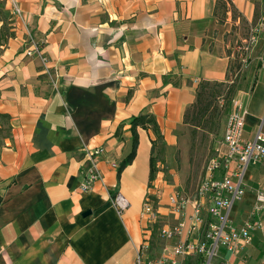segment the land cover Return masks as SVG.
<instances>
[{
    "label": "crops",
    "instance_id": "1",
    "mask_svg": "<svg viewBox=\"0 0 264 264\" xmlns=\"http://www.w3.org/2000/svg\"><path fill=\"white\" fill-rule=\"evenodd\" d=\"M0 1L15 32L0 46V114L8 116L0 119V264H135L150 237L153 249L158 224L179 223L162 170L173 174L177 153L188 150L184 115L200 82L229 77L230 23L214 16L218 0H17L21 18L10 0ZM232 1L252 21L251 0ZM32 44L56 77L27 56ZM261 50L252 86L237 93L245 138L264 132ZM142 113L156 117L164 151L153 150L151 130L139 129L136 158L119 175L113 164L130 153L131 121ZM98 147L102 180L83 191V149ZM243 188L232 209L235 225L255 219L263 226L238 255L221 248L219 260L264 264V212L253 214L256 194L264 192V161L248 168ZM116 192L130 202L122 214L112 203ZM152 194L162 218L156 224L142 215ZM196 237L187 223L179 238L163 240L161 253Z\"/></svg>",
    "mask_w": 264,
    "mask_h": 264
},
{
    "label": "built area",
    "instance_id": "2",
    "mask_svg": "<svg viewBox=\"0 0 264 264\" xmlns=\"http://www.w3.org/2000/svg\"><path fill=\"white\" fill-rule=\"evenodd\" d=\"M12 13L16 17H22V10L17 0H10ZM260 14L257 27L252 30L249 45L258 42L259 35L264 33V0H258ZM249 49V48H247ZM29 57H38L43 64L45 74L50 78L56 77L53 67H49V61L38 44H32L27 52ZM236 109L227 119L225 132L215 149V156L210 159L205 168V178L198 186L193 197H187L180 192H174L169 198L171 214L179 218L176 225L165 224L159 227L158 233L163 240L179 238L184 233V225L189 224V231L196 232L197 237L192 241H179L170 250L165 248L163 253L152 260L151 237L147 239L138 252L135 264H182L189 257H196L197 264H231L228 260L220 259V250L238 255L252 243L253 232L261 228V220H251L241 226L235 225L232 217V209L236 202L244 196L243 183L248 168L258 162L264 161V132L259 130L253 137L245 138V118L243 111ZM83 174L84 180L81 186L83 191L93 188L94 184L102 180L98 169L104 148H85ZM235 164L238 170L233 172L229 168ZM119 168L118 164H113ZM225 170L220 178H215L217 172ZM236 178V181L233 180ZM112 203L117 211L122 214L130 207V202L121 192H116L112 197ZM159 200L152 194L144 202L143 217L151 224L161 222ZM190 209L192 212L190 213ZM264 212V192L256 194L253 214Z\"/></svg>",
    "mask_w": 264,
    "mask_h": 264
},
{
    "label": "rangeland",
    "instance_id": "3",
    "mask_svg": "<svg viewBox=\"0 0 264 264\" xmlns=\"http://www.w3.org/2000/svg\"><path fill=\"white\" fill-rule=\"evenodd\" d=\"M251 2L254 4V16L252 21H248L246 17L235 9H233V15L229 20L225 18V16L221 17L219 15L222 24L230 23L231 25L230 35L232 36V49L230 53L233 54L234 57L230 63L229 78L235 81L237 87L241 90L250 89L256 71L261 68V63L263 62L261 49L264 47V33L259 35L258 42L255 45H249L252 30L257 27L260 14L258 0H251ZM222 12L223 9L218 8V13L221 14ZM262 93L263 89L261 88L258 91V95ZM236 101L239 102L237 94L232 102L231 108L225 107L220 128L217 131L204 132L203 130H199L192 138L190 134L191 129L187 127L189 134L188 150L185 153H177L173 174H170L168 166H165L162 170L164 182L172 186L171 194L180 192L187 197H193L196 194L198 186L205 178L206 165L210 159L215 156V149L223 136L226 120L234 110ZM222 102V99H220V105ZM160 225L161 224H158L155 230L154 246L150 253L152 260H156L160 256L165 243L158 233ZM189 259L191 264H197L196 257Z\"/></svg>",
    "mask_w": 264,
    "mask_h": 264
},
{
    "label": "trees",
    "instance_id": "4",
    "mask_svg": "<svg viewBox=\"0 0 264 264\" xmlns=\"http://www.w3.org/2000/svg\"><path fill=\"white\" fill-rule=\"evenodd\" d=\"M218 8L223 12L218 13ZM234 3L232 0H218L214 10V16L219 18L225 16L228 20L233 15ZM236 10V9H235ZM0 21L3 25L0 27V46L6 44L11 38L15 37L14 26L10 21L9 14L4 9L3 2H0ZM240 89L236 82L229 77L225 82L202 81L197 88L195 103L190 106L184 115V124L188 126L193 138L199 130L204 132L217 131L220 128L221 118L224 114L225 107L231 108L232 102ZM222 99L220 105L219 100ZM8 116L0 114V119L6 120ZM139 129L151 130L156 139L153 143V150L160 149L164 151L163 136L160 131L156 117L150 113H142L135 116L131 121L132 146L130 153L125 157L119 166V175L122 171L136 158L140 144ZM156 159L152 157L150 181L153 182L156 176ZM184 264H191L190 259L185 260Z\"/></svg>",
    "mask_w": 264,
    "mask_h": 264
},
{
    "label": "water",
    "instance_id": "5",
    "mask_svg": "<svg viewBox=\"0 0 264 264\" xmlns=\"http://www.w3.org/2000/svg\"><path fill=\"white\" fill-rule=\"evenodd\" d=\"M90 213H91V212H90V211H88V212H86V214H85V215L87 216V215H89Z\"/></svg>",
    "mask_w": 264,
    "mask_h": 264
}]
</instances>
